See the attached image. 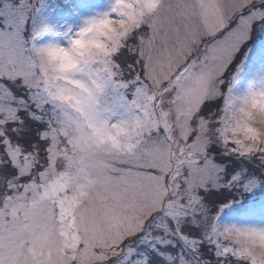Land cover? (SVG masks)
I'll return each instance as SVG.
<instances>
[{"label": "snow or ice", "instance_id": "obj_1", "mask_svg": "<svg viewBox=\"0 0 264 264\" xmlns=\"http://www.w3.org/2000/svg\"><path fill=\"white\" fill-rule=\"evenodd\" d=\"M0 264H264V0H0Z\"/></svg>", "mask_w": 264, "mask_h": 264}]
</instances>
